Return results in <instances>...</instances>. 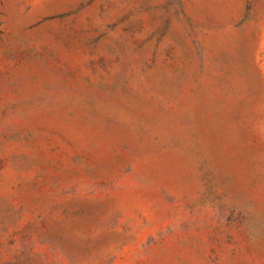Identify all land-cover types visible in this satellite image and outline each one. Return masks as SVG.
Segmentation results:
<instances>
[{
    "label": "rangeland",
    "instance_id": "obj_1",
    "mask_svg": "<svg viewBox=\"0 0 264 264\" xmlns=\"http://www.w3.org/2000/svg\"><path fill=\"white\" fill-rule=\"evenodd\" d=\"M0 264H264V0H0Z\"/></svg>",
    "mask_w": 264,
    "mask_h": 264
}]
</instances>
